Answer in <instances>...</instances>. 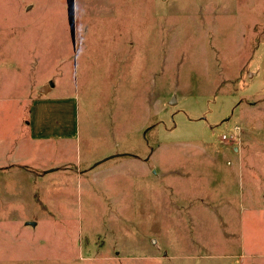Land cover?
I'll list each match as a JSON object with an SVG mask.
<instances>
[{
    "label": "rangeland",
    "instance_id": "374dc122",
    "mask_svg": "<svg viewBox=\"0 0 264 264\" xmlns=\"http://www.w3.org/2000/svg\"><path fill=\"white\" fill-rule=\"evenodd\" d=\"M0 264H264V0H0Z\"/></svg>",
    "mask_w": 264,
    "mask_h": 264
},
{
    "label": "built area",
    "instance_id": "2783aa9c",
    "mask_svg": "<svg viewBox=\"0 0 264 264\" xmlns=\"http://www.w3.org/2000/svg\"><path fill=\"white\" fill-rule=\"evenodd\" d=\"M235 139H236V135L227 134V133H223L221 135V141H223L225 143L234 142Z\"/></svg>",
    "mask_w": 264,
    "mask_h": 264
},
{
    "label": "water",
    "instance_id": "95a60500",
    "mask_svg": "<svg viewBox=\"0 0 264 264\" xmlns=\"http://www.w3.org/2000/svg\"><path fill=\"white\" fill-rule=\"evenodd\" d=\"M170 103H174V101L172 100Z\"/></svg>",
    "mask_w": 264,
    "mask_h": 264
}]
</instances>
